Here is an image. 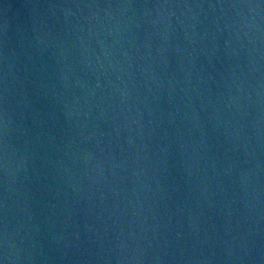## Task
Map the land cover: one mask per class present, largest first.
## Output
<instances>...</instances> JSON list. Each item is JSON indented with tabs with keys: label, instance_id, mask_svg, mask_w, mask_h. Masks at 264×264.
Instances as JSON below:
<instances>
[{
	"label": "water",
	"instance_id": "1",
	"mask_svg": "<svg viewBox=\"0 0 264 264\" xmlns=\"http://www.w3.org/2000/svg\"><path fill=\"white\" fill-rule=\"evenodd\" d=\"M0 264H264V0H0Z\"/></svg>",
	"mask_w": 264,
	"mask_h": 264
}]
</instances>
